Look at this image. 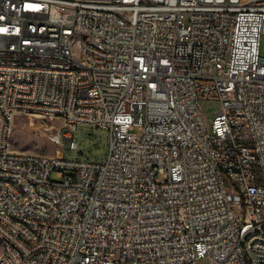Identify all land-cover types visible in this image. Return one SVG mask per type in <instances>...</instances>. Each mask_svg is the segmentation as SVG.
<instances>
[{"label": "built area", "instance_id": "obj_1", "mask_svg": "<svg viewBox=\"0 0 264 264\" xmlns=\"http://www.w3.org/2000/svg\"><path fill=\"white\" fill-rule=\"evenodd\" d=\"M263 34L264 0H0V264H264ZM19 115L74 153L13 148Z\"/></svg>", "mask_w": 264, "mask_h": 264}, {"label": "rangeland", "instance_id": "obj_2", "mask_svg": "<svg viewBox=\"0 0 264 264\" xmlns=\"http://www.w3.org/2000/svg\"><path fill=\"white\" fill-rule=\"evenodd\" d=\"M260 52L261 56H264V34L260 39ZM201 104L206 121L210 123L214 112L219 108V103L203 100ZM63 124L60 117L28 118L26 115H19L12 123L9 134L10 144L13 148L23 151L72 155L74 150L70 149L69 141L63 138ZM79 130L80 153L86 158L104 161L108 149L106 140L108 130L91 126H79ZM133 131L136 132L137 129L135 128ZM54 177L52 175V178Z\"/></svg>", "mask_w": 264, "mask_h": 264}, {"label": "bare ground", "instance_id": "obj_3", "mask_svg": "<svg viewBox=\"0 0 264 264\" xmlns=\"http://www.w3.org/2000/svg\"><path fill=\"white\" fill-rule=\"evenodd\" d=\"M20 86H30V77H20ZM11 128H6V135L9 136ZM36 155H43L42 153H36ZM14 191L16 192L18 199H25L26 186L22 182H14ZM1 241L0 257H3L7 252V242Z\"/></svg>", "mask_w": 264, "mask_h": 264}]
</instances>
